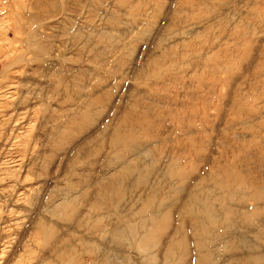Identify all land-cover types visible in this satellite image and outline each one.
I'll use <instances>...</instances> for the list:
<instances>
[{"label": "rangeland", "instance_id": "374dc122", "mask_svg": "<svg viewBox=\"0 0 264 264\" xmlns=\"http://www.w3.org/2000/svg\"><path fill=\"white\" fill-rule=\"evenodd\" d=\"M0 264H264V0H0Z\"/></svg>", "mask_w": 264, "mask_h": 264}, {"label": "bare ground", "instance_id": "6f19581e", "mask_svg": "<svg viewBox=\"0 0 264 264\" xmlns=\"http://www.w3.org/2000/svg\"><path fill=\"white\" fill-rule=\"evenodd\" d=\"M223 135V134H222ZM163 155V154H162ZM162 184H163V182H162ZM160 192V191H159ZM206 192V191H205ZM232 210V209H231ZM12 225V224H11ZM129 232V231H128ZM187 232V231H186ZM244 236V235H243ZM106 237V236H105ZM97 248V247H96ZM250 250V249H249ZM260 255H262V254H260ZM139 262V261H138Z\"/></svg>", "mask_w": 264, "mask_h": 264}]
</instances>
